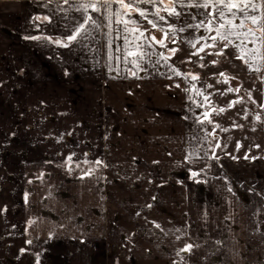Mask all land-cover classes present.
<instances>
[{
	"label": "crops",
	"instance_id": "1",
	"mask_svg": "<svg viewBox=\"0 0 264 264\" xmlns=\"http://www.w3.org/2000/svg\"><path fill=\"white\" fill-rule=\"evenodd\" d=\"M193 2L185 0V6L177 5L179 17H169L162 11L167 23L159 21L158 26L165 30L168 24L185 28L170 36L197 51L205 43L200 38L215 32L189 27L202 20L207 22L204 14L212 10L187 6ZM140 7L149 12V19L158 20L151 15L155 7ZM112 8L116 10L118 5L114 3ZM88 14L100 27L87 25L89 31L84 39L63 47L55 41L68 43L67 36L83 21L75 0L67 4L64 0H0V104L8 102L5 111L0 109V264H168L169 258V264H264V158H212L209 128L199 122L207 104L197 106L204 104L203 97L185 91L195 84L207 95L206 83L175 76L171 68L178 67L170 60L155 64L163 51L154 43L146 49L150 57L142 62L137 79L131 75L135 70L131 64L115 59L122 56L117 48L124 47L123 25L113 22L109 27L103 13ZM37 16L41 19H34ZM131 16L139 21L141 30L161 33L137 13ZM150 34L145 32L146 36ZM221 43L225 42L218 41L216 46ZM232 49L237 56L236 49ZM45 62L51 64V70L43 69ZM54 73L66 74L71 83L51 77ZM246 73L264 76V71L249 72L247 66ZM77 97L76 109L72 100ZM131 101L136 109L143 106V110H148L146 125L155 128L142 134L152 136L155 132L162 137L158 142L162 152H166L163 147L168 142L173 143L170 153L176 154L177 161L183 164L181 173L186 175L171 184L176 186L174 192L167 193L164 188L167 195L159 206L146 205L134 211L121 200L116 201L115 183L108 179V169L105 170V164L117 159L107 151L108 130L119 138L126 136L128 129L119 115H134L128 109ZM53 117L62 121L60 127L65 128L57 127L56 134L73 131L80 140H89L93 148L88 156V149L82 145L74 149L43 144L41 153L51 152L55 160L43 186H54L57 181L59 186L36 194L32 187L37 181L32 172L33 149H7L3 137L17 133L20 127L28 131L32 120H39V125H33L40 132L50 129L46 119ZM82 120L89 126L82 125ZM164 124L173 125V134L161 130ZM70 155L72 161L68 163ZM4 156L9 157L5 168ZM42 158L44 155L39 159ZM97 160L102 163L96 165ZM81 161H91L101 171L98 179H90L91 185L97 182L96 191L91 186V194L80 198L92 201L89 212L77 211L74 205L71 210L63 209V200L76 195L63 193L67 185L61 182V174ZM192 172L199 175L189 179ZM66 179L68 182L75 178ZM41 201L49 213L43 211L39 219L35 218L33 206ZM48 201L51 207L47 210ZM165 204L172 209H162ZM151 214L161 221L160 227L150 223L147 217ZM170 218L176 223L175 228H180L178 246H173L168 237ZM162 220L168 221L167 225ZM188 244L193 245L192 249L181 251Z\"/></svg>",
	"mask_w": 264,
	"mask_h": 264
},
{
	"label": "rangeland",
	"instance_id": "2",
	"mask_svg": "<svg viewBox=\"0 0 264 264\" xmlns=\"http://www.w3.org/2000/svg\"><path fill=\"white\" fill-rule=\"evenodd\" d=\"M173 40H175V43H173ZM165 44L167 47H163V52L171 56L170 61L175 65L179 63L185 72L197 75L199 80L204 81L207 85V96L209 97L210 105L207 104L206 110L210 112L211 108L217 110L211 112L210 119L213 123L205 121L209 128V133H214V135L209 136L210 156L221 160L229 159L234 161L245 159V157L264 158V107H261V105H264V76H251L246 73L245 64L236 58V54L232 47L229 46L224 48L223 43L213 48H208L206 51L199 53L198 56L192 55V53L196 51L189 50L178 39L172 36H169V38L165 40ZM172 48L178 49L174 55L169 52V49ZM221 49H223L224 55L218 56L209 54L215 53ZM53 60L54 58L51 59V64H53ZM212 61H216L217 63L212 64ZM51 64L45 62L42 67L44 70H51ZM201 64L205 65V67H200ZM20 70L22 69H19V71ZM221 72H224L229 77H235V79H230L229 83H223V77L220 76ZM55 74L57 73H54L51 77L54 76L55 79L63 78L66 80L65 82H67L66 74H62V76ZM69 83L71 82H67L66 84ZM208 85H211V87H208ZM229 87H239L240 92H227L226 90ZM249 93H251V99H249ZM237 99H242V102L229 108V102ZM78 101V97L72 100L73 106L76 109L79 105ZM253 101H255V103H253ZM7 103L8 102H4L0 104V109L6 110L8 107ZM133 105L132 101L128 105V109H130V111L132 110L134 114L133 116L119 115V117H121L120 119L126 123L128 129L126 136L119 138L117 135L114 136L111 130H108L107 151H111V154L114 153L117 159L113 163L109 161L108 165L105 164V170L106 168L108 169V179L115 183L114 188L116 195H114V198L116 201L121 200L120 202L122 204H125L134 211L136 208H143L146 205L148 208L159 206V203L167 193L175 191L176 186H172L171 184H175L177 180H180L183 176L186 177V175L181 173L183 164L177 161L175 158L176 154L170 153V147L174 150L173 143L168 142L166 146L163 147V149H166V152H162L158 143L163 140L162 137L157 136L155 132H153L152 136L142 134L147 130H153L155 128L150 124L146 125L147 118L145 117L148 115V110H143L145 109L143 106H138L139 108L136 109ZM220 108H224L225 111L219 112ZM206 110L202 112V119L203 113ZM106 112L110 111L106 110ZM246 113L247 116H245ZM257 114L261 117L259 121L256 120ZM178 117H181L179 113ZM21 119L22 117H19L20 124L22 122ZM46 120L47 124L51 126L50 129L45 128L40 132L37 127L34 126L40 124L39 120H32L28 131L25 129V131H22L20 127L17 133L4 135L3 137V142L8 145L7 149L15 146H25L27 149H33L34 160L32 163L34 165V170H32V172H34V179L37 181L32 187H35L36 194H43L44 191L52 189V187L58 188L59 186V181H57L54 186L52 184L49 187L48 183L43 186L44 177L47 175L51 176L52 171L49 172V170H51V164L54 162L51 152L41 153L42 145L44 144L47 146L50 143H52L50 145H66L65 136L68 135H71L75 139L78 138L73 131L56 134L58 130H55L56 128L54 127L55 125L60 127L62 121H58L54 117ZM125 120L127 121L125 122ZM88 123L89 122L85 120L81 121V124L85 126H89ZM217 124L220 125L219 128L215 127ZM160 127L161 130L167 129L168 132L170 131L173 134L171 128L173 127L172 124L171 126L164 124L163 127ZM60 128L65 129L63 127ZM222 129H227V131H223ZM170 137L171 136H168V138ZM173 140L176 141V138L173 137ZM217 144H219L220 147H215ZM238 144L240 145L239 149L237 148ZM43 155L44 158L39 159L43 157ZM8 158L7 156L3 157L4 168L8 166ZM77 165H79V167H77ZM89 168L94 170L93 174L85 175V172ZM6 176L10 178L9 171H6ZM98 176H101V171L96 168L94 163L91 164V161L78 162L75 168L65 170V173L61 174V182L67 185L63 193L74 194L76 196L65 198L63 200V209L71 210L74 205L77 211H91L92 201L80 198L83 197L84 194H91V186H93L96 191L97 182L91 185L90 179L94 177L98 179ZM66 177L75 179L67 182ZM187 177L189 178L190 175ZM74 181L75 183L71 184ZM165 184L168 185L165 187ZM164 188H166L167 193H165ZM42 203V201L34 203L33 208L37 213L35 218L40 219L41 216H43L42 212H47ZM47 203H49L46 206L48 210V208L51 207V202L48 201ZM29 208H31V206H29ZM163 208L168 211L172 209L171 205L167 206V204H165L162 209ZM152 217L153 215L147 217L151 221L150 223L153 222L159 225L160 220ZM172 218L174 219V216H172ZM172 218L168 220L170 223L167 227L169 231L168 237L173 246H178L180 244V228H175L176 223ZM162 221L167 225L168 221ZM179 225H181L180 222ZM174 249L177 250L176 248ZM170 259L171 258L168 259V264L170 263Z\"/></svg>",
	"mask_w": 264,
	"mask_h": 264
},
{
	"label": "snow or ice",
	"instance_id": "3",
	"mask_svg": "<svg viewBox=\"0 0 264 264\" xmlns=\"http://www.w3.org/2000/svg\"><path fill=\"white\" fill-rule=\"evenodd\" d=\"M64 3H69V0H64ZM76 10L80 11L83 15V21L78 23L75 28L72 29L71 34L67 36V42L64 43L60 40L55 41L58 45L67 47L69 43L77 41L78 39H84L88 34L87 25H92L93 27H100L97 20L89 15V11L95 13H103L105 18L108 21V26L114 22L116 25H123L122 32L124 35L121 37L124 41L123 48H117V51L122 53V56H117L115 59L123 61L124 64H131L133 70L131 75L139 79L138 72L142 70V62L146 57H150V53L146 51L147 48H150L152 43L159 44L161 47H167L165 40L169 38L170 35L174 36L177 31L183 32L185 28L181 27L176 29L173 25L168 24L167 30L163 27L158 26L159 21H164L167 23V20L164 15H161V12H166L169 17H179L181 12L177 11V5L181 7L185 6V0H169V3H164V0H75ZM117 4L118 8L113 10V4ZM152 5L155 7V11L151 13L156 19H149V12L141 8L140 5ZM163 4V8L158 5ZM169 4L171 6H169ZM189 7H198L204 8L205 10L212 9L211 11L205 12L204 20L200 21L196 25H189V27H195L197 29H203L205 32L212 33L215 32V35H210L208 37H201L200 39L205 40V43L201 45L196 52L192 55H199V53L204 52L206 48H213L216 46L217 42H225L224 48L232 46L236 49L237 56L236 58L241 60L248 68L249 72L259 73L264 71V0H194L193 3L188 4ZM135 12L139 17L147 21L153 29H157L163 35L161 39H157L154 35L149 37L145 35V30H141L139 21L132 18L131 14ZM34 19L40 20L41 17L37 16ZM44 20H47L48 17H43ZM131 26V27H130ZM110 35V33H109ZM31 39H39L38 37H31ZM211 41L208 43L207 41ZM199 42V40L197 41ZM112 41H109V47H111ZM175 43V40H173ZM249 44L252 47H249ZM195 48V44L191 45ZM178 51L176 48L169 49L171 54H175ZM214 55H224L223 49L218 50L215 53H209ZM170 56H165L163 53L159 54V58L155 61V64H159L160 60H163L165 63L170 59ZM109 59H112L111 55ZM202 59V57H201ZM216 61H212V64H216ZM200 67H205L201 64ZM111 70V69H110ZM171 71L175 76H183L186 80L190 77L191 81H196L199 79L197 75L192 73H182L174 67L171 68ZM220 76L223 77V83H229L230 79H235V77H229L224 72L220 73ZM176 87H180L179 84ZM211 87V85H208ZM187 92H194L196 96L203 97L204 104H198L199 107H204L205 104L210 105V100L207 95L204 94V91L200 88H197L195 84L191 88H186ZM227 92H240V88H231L229 87ZM226 94V93H225ZM249 99H251V93L248 94ZM191 100L192 97L189 96ZM242 99H237L230 101L228 107L231 108L237 103H241ZM255 103V101H253ZM264 107V105H261ZM217 111L215 108H211V112ZM224 108H220L219 112H224ZM210 111H205L203 113V119L199 122L203 124L205 121L208 123H213L210 119ZM247 116V113L245 114ZM261 119L260 115H256V120ZM216 128H219L220 125H215ZM227 131V129H222ZM209 136L214 135V133H208ZM207 138V137H206ZM215 147H220L217 144ZM240 145H237L239 149ZM258 147V145H257ZM215 158V157H214ZM247 158V157H245ZM68 163H71L72 156H68ZM102 161L97 160L96 165H100ZM79 167V165H77ZM93 169L89 168L85 175H92ZM199 175L197 172H192V177L195 178ZM156 227H160L156 225ZM30 243V242H29ZM193 245L188 244L181 251L188 252L192 249ZM23 251V250H21ZM179 255V253H177Z\"/></svg>",
	"mask_w": 264,
	"mask_h": 264
},
{
	"label": "flooded vegetation",
	"instance_id": "4",
	"mask_svg": "<svg viewBox=\"0 0 264 264\" xmlns=\"http://www.w3.org/2000/svg\"><path fill=\"white\" fill-rule=\"evenodd\" d=\"M54 128H57V126L55 125V127ZM50 144H52V143H50ZM54 144V143H53ZM56 144V143H55ZM65 144L66 145H68V146H70V147H73L74 149H79L80 147H81V145H82V147H86V149H92L93 148V144L89 141V140H81V142H80V139H78V138H74V137H72L71 135H68V136H65ZM90 147V148H89ZM87 154H88V156H90V154H91V150H87ZM52 160H53V162L55 161L54 160V158H52ZM55 163V162H54ZM54 163H52V164H54ZM51 164V165H52ZM70 169H73V168H70ZM45 177H49L48 175L47 176H45ZM192 179L193 177H192V175H190V177H189V179Z\"/></svg>",
	"mask_w": 264,
	"mask_h": 264
},
{
	"label": "trees",
	"instance_id": "5",
	"mask_svg": "<svg viewBox=\"0 0 264 264\" xmlns=\"http://www.w3.org/2000/svg\"><path fill=\"white\" fill-rule=\"evenodd\" d=\"M147 32H148V34L151 33V34H150V37L154 35L158 40L161 39V38H162V35H163V34H161V33H159V32L154 33V32H152V30H149V29L147 30ZM153 43H154V42H153ZM154 44H155L160 50H162V51L164 50V48L161 47L159 44H156V43H154ZM163 53H164L165 56H169V55L166 54V52H163ZM170 57H171V56H170ZM169 60H171V58H170ZM176 66H177L178 69H180L183 73H188V72H185V70L181 67V65H179V63H178V65H177V63H176ZM189 78H190V77H189ZM198 80H199V79H198ZM232 82H234V81H232Z\"/></svg>",
	"mask_w": 264,
	"mask_h": 264
}]
</instances>
